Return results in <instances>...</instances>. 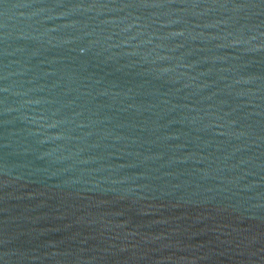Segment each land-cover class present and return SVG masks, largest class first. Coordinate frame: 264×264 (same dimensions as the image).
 <instances>
[{
	"label": "water",
	"instance_id": "1",
	"mask_svg": "<svg viewBox=\"0 0 264 264\" xmlns=\"http://www.w3.org/2000/svg\"><path fill=\"white\" fill-rule=\"evenodd\" d=\"M0 264H264V0H0Z\"/></svg>",
	"mask_w": 264,
	"mask_h": 264
}]
</instances>
